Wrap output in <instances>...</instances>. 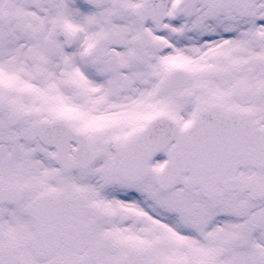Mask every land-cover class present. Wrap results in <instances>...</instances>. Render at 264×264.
Listing matches in <instances>:
<instances>
[{"label":"snow or ice","instance_id":"1","mask_svg":"<svg viewBox=\"0 0 264 264\" xmlns=\"http://www.w3.org/2000/svg\"><path fill=\"white\" fill-rule=\"evenodd\" d=\"M0 264H264V0H0Z\"/></svg>","mask_w":264,"mask_h":264}]
</instances>
